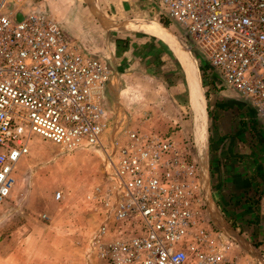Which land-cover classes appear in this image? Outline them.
<instances>
[{
	"label": "built area",
	"instance_id": "2783aa9c",
	"mask_svg": "<svg viewBox=\"0 0 264 264\" xmlns=\"http://www.w3.org/2000/svg\"><path fill=\"white\" fill-rule=\"evenodd\" d=\"M159 7L165 20L183 29L188 54L264 123V0H160ZM109 78V68L83 55L54 19L27 10L26 0H0V204L31 136L65 151L97 146L107 183L90 197L103 210L88 242L95 259L255 264L233 253L209 220L192 143L117 123L105 142Z\"/></svg>",
	"mask_w": 264,
	"mask_h": 264
},
{
	"label": "rangeland",
	"instance_id": "374dc122",
	"mask_svg": "<svg viewBox=\"0 0 264 264\" xmlns=\"http://www.w3.org/2000/svg\"><path fill=\"white\" fill-rule=\"evenodd\" d=\"M86 1L94 5V0H26V8L42 12L54 19L63 34L75 42L83 55L100 60L108 68L110 66L113 72L140 73L142 86L149 89L150 95H156L157 100L152 111L127 121L122 114L121 119L112 122L107 116L105 101L103 108L108 122L105 142L108 143L111 135L115 133V123L116 127L125 125L139 128L142 132L172 133V137L192 143L191 156L197 163L195 142L189 133L183 131L189 119L188 89L178 61L169 52L165 54L164 46L159 42L155 41L152 45V42H144L145 38L139 35L134 37L127 35L128 33L121 35L111 29L105 30L106 24H101L87 12ZM4 12H8V8ZM95 13L97 18L107 20L98 9ZM165 21L168 30L173 32L172 36L186 49L188 42L184 40L183 29L169 20ZM130 53L134 57L123 63L122 56ZM188 56L195 68L198 93L206 111L208 141V133L213 134L217 130L213 127V120H216L215 114L218 113L211 106L220 100L218 92L225 87H221L223 85L216 73L204 70L201 63L194 60L192 53ZM115 60L119 62L116 63ZM212 144L206 153L210 163L216 151ZM103 160L102 152L97 146L65 151L37 136H31L28 155L15 165L13 188L8 198L0 204V241L20 242L27 250L32 248V242L42 244L43 251L53 247L56 264H69L72 252L80 258L88 240L93 236L92 232L99 222L97 220L103 213L100 204L90 199L95 188L105 190L107 180ZM207 168L208 188L215 212L247 245L261 254L264 249V195L255 197L251 202V214H246L245 207L240 205L230 209L226 200L222 199H227L228 193L216 184L218 176L215 175L214 168L209 163ZM56 192L60 193L58 201L53 199ZM201 197L205 204L202 192ZM14 232L15 235H12ZM220 235L231 243L233 253L253 261L240 245L224 234ZM261 257L264 259V256Z\"/></svg>",
	"mask_w": 264,
	"mask_h": 264
},
{
	"label": "crops",
	"instance_id": "0c3cea01",
	"mask_svg": "<svg viewBox=\"0 0 264 264\" xmlns=\"http://www.w3.org/2000/svg\"><path fill=\"white\" fill-rule=\"evenodd\" d=\"M159 2L160 0H94V5L90 8L87 6L86 9L90 15H92L91 8L98 9L101 15L114 24L158 25L169 31L165 18L161 14ZM110 29L117 34L118 32L128 33L127 35L134 37L139 35L145 38L144 42H152V45L155 41L159 42L164 46V53L169 52L173 56L164 42L151 35L131 29ZM169 33L173 32L169 31ZM122 57L124 63L134 56L130 53ZM114 62L118 63L119 60ZM112 72L113 69H111L105 91L107 116L112 122L121 119L122 114L123 119L127 121L152 111L157 97L155 94L150 95L149 89L142 86L140 73L135 71ZM218 97L220 100L214 107L215 113L218 114H215L216 120H213V127L215 126L217 130L213 134L208 133L210 136L207 141V153L212 141H214L212 145L216 151L212 163L208 161V158L207 162L218 176L216 184L222 188V191L224 189L228 193L227 199L222 197L226 200L228 207L232 209L235 205H240L245 207L246 214H251L249 211L251 202L255 197L259 198L260 195H264V123L254 115L237 93L222 88L218 92ZM210 181L212 183L211 177ZM99 219L97 222L100 221ZM98 224L99 222L92 234L95 233ZM12 235H15V232ZM108 237L110 238L111 234L106 236ZM52 238L54 239V235ZM88 242L80 258L77 254L71 253L69 264H103L88 253ZM31 244L32 248L27 250L20 242L0 241V264H56L53 247L43 251L41 250L42 244L34 242Z\"/></svg>",
	"mask_w": 264,
	"mask_h": 264
},
{
	"label": "bare ground",
	"instance_id": "6f19581e",
	"mask_svg": "<svg viewBox=\"0 0 264 264\" xmlns=\"http://www.w3.org/2000/svg\"><path fill=\"white\" fill-rule=\"evenodd\" d=\"M144 33L151 35L160 41L164 42L175 54L182 72L186 79L188 89V107L189 119L184 125V130L189 133L195 142L197 156L200 157L205 150L204 140V112L201 97L198 95L195 87V68L191 58L182 51V47L176 43V39L166 29L158 25L141 26L139 28ZM175 39V40H174Z\"/></svg>",
	"mask_w": 264,
	"mask_h": 264
},
{
	"label": "water",
	"instance_id": "95a60500",
	"mask_svg": "<svg viewBox=\"0 0 264 264\" xmlns=\"http://www.w3.org/2000/svg\"><path fill=\"white\" fill-rule=\"evenodd\" d=\"M86 3H87V1H86ZM87 6L89 8L92 7V5L90 3H87ZM90 10H91L92 15L101 24L102 23L106 24L107 27L105 29H110V28H112V29H124V30H130L131 29V30H136V31H139V32H143V31H141L139 29V28H141L140 25L134 26V25H131V24H128V23L114 24V23L109 22L108 20H103V19L97 18L95 16L96 13H95L94 8H91ZM14 19H15V21L20 20V14L17 13L15 15ZM175 41H176V43H178L180 45V43L177 40H175ZM169 50L173 54L174 58L177 60V58H176L175 54L173 53V51L170 48H169ZM182 51L185 52L188 55V52H187V50L185 48L182 49ZM179 66H180V64H179ZM185 81H186V79H185ZM193 83L195 84V87L197 89L196 76H195V82H193ZM197 92H198V89H197ZM198 95H199V93H198ZM202 103H203V101H202ZM203 112H204V120L206 121V111L204 109V106H203ZM205 125H204L205 150H204L203 154L200 157H198L196 155V158H197V161H198L197 162V166H198V174H199L200 191L203 194V198H204V202H205L204 205H205L206 214H207L209 220L211 221V223L213 224V226L217 229V231L219 233L224 234V236H226L229 240L235 242L236 244L240 245L243 249H245L250 254V256L253 259V261L255 262V264H264V259L261 257V255L258 252H256L253 247H251L250 245H247V243L244 240H242L240 238V236L237 235V233H234L232 231L231 227L228 225V223L226 221H224L222 219V217L217 212H215L214 203L210 199V192H209V188H208L209 175H208L207 160H206L207 159V154H206L207 153V144H206V141H207V130H206V126ZM195 149H196V145H195ZM196 154H197V149H196ZM244 246H247V248L244 247Z\"/></svg>",
	"mask_w": 264,
	"mask_h": 264
},
{
	"label": "trees",
	"instance_id": "16d2710c",
	"mask_svg": "<svg viewBox=\"0 0 264 264\" xmlns=\"http://www.w3.org/2000/svg\"><path fill=\"white\" fill-rule=\"evenodd\" d=\"M200 63H201V62H200ZM201 66H202V68H203L204 70L208 71L207 68H206L205 66H203L202 64H201ZM204 74H205V71H204Z\"/></svg>",
	"mask_w": 264,
	"mask_h": 264
}]
</instances>
